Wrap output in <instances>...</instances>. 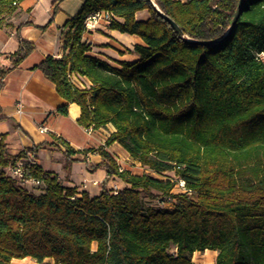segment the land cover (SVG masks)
<instances>
[{"label":"trees","instance_id":"trees-1","mask_svg":"<svg viewBox=\"0 0 264 264\" xmlns=\"http://www.w3.org/2000/svg\"><path fill=\"white\" fill-rule=\"evenodd\" d=\"M20 1L0 0V17ZM61 1H54L53 12ZM238 3L83 1L62 27L67 53L36 68L58 96L80 107L79 125L113 126L96 151L108 177L128 187L114 192L102 185L97 196L77 195L26 162L24 180L42 183L30 192L6 172L25 154L7 156L1 138L0 264L26 257L54 264H192L191 255L205 250L217 252L212 264H264V0H242L224 36ZM101 10L122 20L111 29L142 40L134 46L137 60L114 67L87 55L83 22ZM142 10L148 18L138 21ZM33 49L19 40L12 67ZM8 71L0 70V78ZM72 73L87 87H75ZM62 143L68 170L76 152ZM113 143L150 172L173 171L186 192H172L176 180L120 170L104 149ZM161 198L172 206L144 203Z\"/></svg>","mask_w":264,"mask_h":264},{"label":"crops","instance_id":"crops-1","mask_svg":"<svg viewBox=\"0 0 264 264\" xmlns=\"http://www.w3.org/2000/svg\"><path fill=\"white\" fill-rule=\"evenodd\" d=\"M55 0H21L15 10L0 17V70L9 69L0 78V139L4 153L15 157L24 153L23 158H31L43 171L56 175L59 183L67 188L82 192L89 197L97 196L101 186L107 190L119 191L128 187L117 177H108L102 166V157L96 151L104 146L109 135L114 132L107 124L99 129L85 128L78 124L80 107L67 102L55 91L54 85L47 81L36 66L46 57L60 58L67 53L63 49L61 31L64 24L78 12L84 0H63L57 10L52 11ZM184 1V0H181ZM148 18L146 10L135 13V19L144 21ZM115 21L122 20L115 17ZM19 40L33 44L34 49L17 66L12 67L11 55L19 48ZM81 42L89 46L87 55L119 67L122 61L132 62L138 59L134 52L135 45L142 40L136 35L122 33L108 25L99 24L95 30L84 32ZM20 109V111H18ZM43 126L46 132H40ZM66 142L76 153L68 170H64ZM42 148L29 151L31 148ZM116 161L120 169L132 174L130 165H141L130 158L118 144L104 148ZM85 150H92L85 152ZM156 179L166 177L143 170ZM24 188L37 193L30 183ZM95 248V244L92 246ZM216 251L194 252L191 255L194 264H212ZM11 264H54L52 259L37 263L31 258L13 259Z\"/></svg>","mask_w":264,"mask_h":264},{"label":"built area","instance_id":"built-area-1","mask_svg":"<svg viewBox=\"0 0 264 264\" xmlns=\"http://www.w3.org/2000/svg\"><path fill=\"white\" fill-rule=\"evenodd\" d=\"M114 20H115V16L109 11L101 10V11L93 12V13L89 14L88 16H86V18L84 19L83 33L84 32H91V31L95 30L99 24H104V25L109 26L111 24V22ZM261 56H263V54H261ZM69 80L75 87L80 88V89H84L88 85V82L84 78H81L74 73L69 75ZM18 111H20V109H18ZM39 130L42 133L46 132V129L43 126H40ZM26 162L34 164V162L31 158H27V159L21 158L14 165H11L7 168V170H6L7 174L11 178H13L17 181H23L24 176H25L24 164ZM25 183H30L34 187H41L42 186V183L36 179L24 180V184ZM172 192L173 193L186 192L184 181L176 180V183L174 185V189ZM153 202H154L153 206H157V207L170 208L172 206V201L169 198H167V199L161 198V199H157ZM191 263H192V259H191ZM192 264H194V263H192Z\"/></svg>","mask_w":264,"mask_h":264},{"label":"water","instance_id":"water-1","mask_svg":"<svg viewBox=\"0 0 264 264\" xmlns=\"http://www.w3.org/2000/svg\"><path fill=\"white\" fill-rule=\"evenodd\" d=\"M150 1L152 2V0H150ZM241 4H242V0H239L238 6L236 8V11L234 13V16H233V19H232V22H231V25L229 26V28L225 32L224 36H226L229 33V31L231 30V28L234 26L235 22L237 21L239 15H240ZM152 5L157 10V12H159V14H161L160 11L158 10V8L156 7V5L154 3H152ZM167 21L177 32H180L178 27L171 20L167 19ZM193 42H195V41H193ZM201 43L202 44H206V45L211 44V42H201Z\"/></svg>","mask_w":264,"mask_h":264},{"label":"rangeland","instance_id":"rangeland-1","mask_svg":"<svg viewBox=\"0 0 264 264\" xmlns=\"http://www.w3.org/2000/svg\"><path fill=\"white\" fill-rule=\"evenodd\" d=\"M130 167H132L131 169H132V171H134V172H136V173H139V174H141V173H143L144 171V168L143 167H141V168H139L138 166H134V165H130ZM161 176H164V177H166L167 179H170V180H177L176 179V177H175V175H174V172L173 171H168V172H165L164 174H162ZM144 203H146V204H154V202L153 201H149L148 199H144ZM172 251V250H171Z\"/></svg>","mask_w":264,"mask_h":264}]
</instances>
